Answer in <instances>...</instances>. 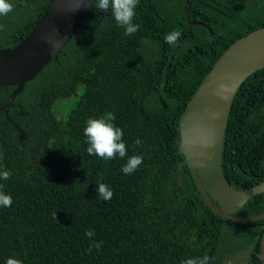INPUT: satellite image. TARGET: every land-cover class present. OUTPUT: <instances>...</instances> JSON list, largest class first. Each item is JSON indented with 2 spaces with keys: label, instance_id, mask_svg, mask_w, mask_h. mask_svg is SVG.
Returning <instances> with one entry per match:
<instances>
[{
  "label": "trees",
  "instance_id": "1",
  "mask_svg": "<svg viewBox=\"0 0 264 264\" xmlns=\"http://www.w3.org/2000/svg\"><path fill=\"white\" fill-rule=\"evenodd\" d=\"M0 16V50L32 30L50 0H10ZM94 5V4H93ZM139 0L125 36L111 10L92 6L81 27L0 113V180L11 207H0V264H212L262 234L264 219L233 221L203 201L178 152L179 117L222 52L264 26V0ZM194 22V23H191ZM179 29L174 45L164 37ZM14 86L0 87V106ZM111 111L128 156L143 162L122 172L127 156L88 155L83 129ZM139 139L140 145L135 141ZM225 178L238 189L264 179V67L247 76L229 112L222 156ZM113 197L97 196V183ZM264 212V192L236 212ZM94 230L90 239L86 231ZM101 242L99 250L91 248ZM247 264H261L259 240Z\"/></svg>",
  "mask_w": 264,
  "mask_h": 264
},
{
  "label": "water",
  "instance_id": "2",
  "mask_svg": "<svg viewBox=\"0 0 264 264\" xmlns=\"http://www.w3.org/2000/svg\"><path fill=\"white\" fill-rule=\"evenodd\" d=\"M186 15L189 18V0ZM95 0H50L32 30L13 47L0 50V87L14 86L0 113L11 121L23 140L24 131L13 121L7 108L24 84L32 80L51 59H57ZM77 7H79L77 9ZM194 23V22H191ZM264 67V26L231 43L213 63L182 111L177 129L179 163L187 166L203 201L225 219L245 222L264 219V212L238 215L255 194L264 192V179L238 189L224 176L222 156L228 116L234 97L248 75ZM253 242L224 257L220 264H247L259 240L260 260L264 264V225Z\"/></svg>",
  "mask_w": 264,
  "mask_h": 264
},
{
  "label": "clouds",
  "instance_id": "3",
  "mask_svg": "<svg viewBox=\"0 0 264 264\" xmlns=\"http://www.w3.org/2000/svg\"><path fill=\"white\" fill-rule=\"evenodd\" d=\"M82 2V0H81ZM139 0H95L93 5L97 11L103 10L111 13L114 17L115 23L124 29L125 36H132L140 29V25L134 23L136 16V7ZM79 7H77L78 9ZM14 9V5L10 0H0V16H6ZM0 25V30L3 29ZM182 32L177 29L168 33L164 39L169 45L176 44ZM116 116L113 112L108 111L99 118L87 119L86 126L83 129V135L86 137L88 145L86 151L90 156H97L104 160H112L117 157L127 158L126 164L122 167V172L126 175L133 174L143 162L141 155L128 156L126 142L123 139L124 132L121 127H118L114 121ZM141 141L137 139L135 144L139 146ZM12 176V172L6 168H0V180H8ZM97 196L105 201L113 197L112 189L105 183H97ZM0 185V207H11L13 200L10 194H6ZM94 230L86 231L85 235L90 239L94 236ZM97 250L101 247V242H94L91 248ZM5 264H23V261L9 257L6 259ZM181 264H212V258L208 255L203 257H190L181 261Z\"/></svg>",
  "mask_w": 264,
  "mask_h": 264
}]
</instances>
